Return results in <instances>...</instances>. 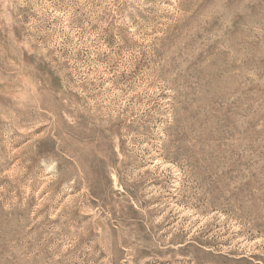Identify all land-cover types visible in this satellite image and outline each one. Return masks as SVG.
Segmentation results:
<instances>
[{
  "label": "rangeland",
  "instance_id": "1",
  "mask_svg": "<svg viewBox=\"0 0 264 264\" xmlns=\"http://www.w3.org/2000/svg\"><path fill=\"white\" fill-rule=\"evenodd\" d=\"M0 264H264V0H0Z\"/></svg>",
  "mask_w": 264,
  "mask_h": 264
}]
</instances>
